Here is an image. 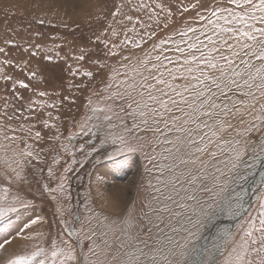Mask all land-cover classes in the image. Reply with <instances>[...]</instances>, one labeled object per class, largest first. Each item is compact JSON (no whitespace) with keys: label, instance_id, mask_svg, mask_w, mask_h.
Instances as JSON below:
<instances>
[{"label":"rangeland","instance_id":"374dc122","mask_svg":"<svg viewBox=\"0 0 264 264\" xmlns=\"http://www.w3.org/2000/svg\"><path fill=\"white\" fill-rule=\"evenodd\" d=\"M140 2L131 0L124 11L134 10ZM110 10H114L113 0H0V48L4 49L0 52V113L6 110L26 118L10 124L13 128L23 124L24 133H16L21 138L32 129L31 138L26 139L29 147L19 140H3L0 131V245L4 246L0 247V259L4 261L39 264L44 256L37 253V248L44 249L52 260L54 212L58 209L65 212L64 224L77 239L76 246L79 244L80 264H111L110 253L114 254L120 241L127 239L130 222L136 223L143 239L148 238L149 228L153 235L156 233L149 220L156 221L153 209L159 206L158 201L166 202L170 193L164 186L171 179L166 169L172 161L165 159L163 147L153 152L144 140L124 144L114 139L111 134L120 130L111 127L103 112L92 111L112 103L105 99L109 94L106 84L111 85V95L124 90L128 77L133 75L131 66L142 55L139 49L124 50V55L133 57L124 66L119 55H106L107 49L97 37L104 40L110 36L109 25L120 27L113 24ZM38 19H43L44 24L37 23ZM143 19L147 20V16ZM81 55L83 60L78 59ZM168 55L175 59L179 54ZM101 64L107 65L102 71ZM85 71L92 72L93 77L84 76ZM21 82L28 87H21ZM41 92L45 95L40 96ZM127 123L131 126V120ZM36 131H40V138L35 137ZM129 145L135 151H130ZM17 149L31 150L33 157L21 156ZM258 153L259 149L244 157L248 167H242L240 172L246 178L229 184L231 196L221 193L213 203L199 194L210 208L201 218L199 229L194 230L189 251L206 254L207 250L219 259L217 248H223L227 234L235 233L246 216L243 211L226 230V222L233 219L241 200L245 202L242 186L249 179ZM54 159L59 163L54 164ZM49 167L53 169L51 175ZM254 181L244 208L259 196L260 180ZM211 219L214 224L203 239ZM32 220L36 224H31ZM58 228L62 230L60 224ZM165 231L173 235L169 228L165 227ZM64 238L58 230L60 247L72 245ZM64 261L61 257L52 264Z\"/></svg>","mask_w":264,"mask_h":264},{"label":"snow or ice","instance_id":"6c2138e0","mask_svg":"<svg viewBox=\"0 0 264 264\" xmlns=\"http://www.w3.org/2000/svg\"><path fill=\"white\" fill-rule=\"evenodd\" d=\"M130 3L113 0L110 15L113 24L120 27L109 25L110 36L104 40L98 36L97 40L104 44L107 56L121 57L122 66L133 59L124 55V50L139 49L142 55L131 66L133 75L124 90L111 95V85L106 84L109 94L105 99L112 103L92 111L103 112L111 127L120 130L111 135L121 143L144 140L153 152L163 147L165 159L172 161L166 169L171 179L164 186L170 193L166 202L158 201L159 206L153 209L156 221L149 220L156 228L155 235L149 228L148 238H141L136 223L130 222L127 239L120 241L114 254L110 253L111 264H264V191H260L264 189V171L260 173L255 203L247 208L242 200L239 203L246 216L235 233L227 234L223 248H217L219 259L207 250L206 254L188 250L194 230L199 229L201 218L210 208L199 194L213 203L221 193L231 196L229 184L246 178L240 172L248 167L244 157L257 149L256 158L264 168V0H141L134 10L125 12ZM145 15L147 20L143 19ZM44 22L37 20L39 24ZM170 52L179 55L173 59ZM104 67L107 65H100L101 71ZM83 75L93 77L88 71ZM20 86L28 87L22 82ZM118 100L123 103L117 104ZM0 118L4 119L0 124L3 140H19L29 147L26 139L31 138V127L24 138L16 135L17 131L24 133L23 124L10 127L26 118L6 110ZM113 120L115 124H111ZM127 120H131V126ZM35 137H41L40 131ZM129 150L135 151L131 145ZM17 151L33 157L31 150ZM53 163L59 161L54 159ZM48 172L52 174V167ZM52 244V260L64 257V264H80L75 245L61 248L55 241ZM36 251L44 256L39 264H52L44 249ZM0 264L14 262L0 259Z\"/></svg>","mask_w":264,"mask_h":264},{"label":"bare ground","instance_id":"6f19581e","mask_svg":"<svg viewBox=\"0 0 264 264\" xmlns=\"http://www.w3.org/2000/svg\"><path fill=\"white\" fill-rule=\"evenodd\" d=\"M65 156V155H64ZM262 159H264V157H262ZM261 171H264V168H262V166H261V160L260 159H257L256 160V163L253 165V167H251V170H250V172H249V177H252L254 180H260V173H261ZM248 181V179L246 180V182ZM244 183V186H242V188H243V198H247L248 196H247V194H249V191L247 190V189H249L250 190V188L248 187L249 186V182L248 183ZM258 182V181H257ZM252 189V188H251ZM167 192H169V191H167ZM165 196V195H164ZM163 198V197H162ZM164 199V198H163ZM226 201V200H225ZM246 201V200H245ZM243 202H244V199H243ZM154 205H156V203H154ZM118 208V207H117ZM154 208V207H153ZM233 217H234V215H233ZM232 217V218H233ZM232 220V219H231ZM213 221L214 220H210L209 221V224L207 225V230H206V232H205V234L203 235V239H205L206 238V236H208L209 235V233H210V227L214 224L213 223ZM105 223H103V224H100V226H102V225H104ZM231 225H232V223H227L225 226H226V230L228 229V227H231ZM97 228V227H96ZM108 230H109V228H107ZM212 229V228H211ZM113 230V229H112ZM110 231V230H109ZM115 231V230H114ZM113 233V232H112ZM104 234V233H103ZM98 235V234H97ZM99 236V235H98ZM104 239H107L106 237H104ZM107 242V241H106ZM203 241L201 240V245L203 244L202 243ZM108 248V247H107ZM111 248V247H110ZM110 250V249H109ZM112 250V249H111ZM110 250V251H111ZM108 253H110V252H108Z\"/></svg>","mask_w":264,"mask_h":264},{"label":"crops","instance_id":"0c3cea01","mask_svg":"<svg viewBox=\"0 0 264 264\" xmlns=\"http://www.w3.org/2000/svg\"><path fill=\"white\" fill-rule=\"evenodd\" d=\"M59 207H60V203H59ZM60 208H62V207H60ZM64 215H65V212L59 213L58 210L56 212H54V231H55L54 232V241H55V244H58V230H59V231H61L64 234L65 241H67V240L71 241L72 245L76 246V244L74 242L75 241L74 239H76V238H74V236L72 235L71 230H70V232H68L67 226H66V224H64ZM59 224H60V227H61L62 230H60L58 228ZM78 246H79V244H78ZM78 246H76V251L78 249ZM74 264H75V262H74Z\"/></svg>","mask_w":264,"mask_h":264},{"label":"water","instance_id":"95a60500","mask_svg":"<svg viewBox=\"0 0 264 264\" xmlns=\"http://www.w3.org/2000/svg\"><path fill=\"white\" fill-rule=\"evenodd\" d=\"M253 181H254V179L252 177H249L248 181L246 182V183L249 182V186H248L249 188L251 187ZM247 190L249 191V189H247ZM247 196L248 197L245 199L246 201L244 202V204L249 199V195H247ZM219 210H221V207L219 208ZM243 211H244V208H239V210L234 213L233 219L230 221H227L226 223H233L237 219V217L242 214Z\"/></svg>","mask_w":264,"mask_h":264}]
</instances>
